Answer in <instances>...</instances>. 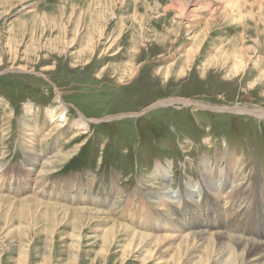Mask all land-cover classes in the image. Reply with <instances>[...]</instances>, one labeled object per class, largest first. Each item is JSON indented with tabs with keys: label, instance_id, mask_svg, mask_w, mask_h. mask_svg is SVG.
Here are the masks:
<instances>
[{
	"label": "rangeland",
	"instance_id": "1",
	"mask_svg": "<svg viewBox=\"0 0 264 264\" xmlns=\"http://www.w3.org/2000/svg\"><path fill=\"white\" fill-rule=\"evenodd\" d=\"M181 3L0 0V264H264V0Z\"/></svg>",
	"mask_w": 264,
	"mask_h": 264
},
{
	"label": "bare ground",
	"instance_id": "2",
	"mask_svg": "<svg viewBox=\"0 0 264 264\" xmlns=\"http://www.w3.org/2000/svg\"><path fill=\"white\" fill-rule=\"evenodd\" d=\"M226 2H235L236 0H224ZM184 0H182V3L180 4V8L179 10L181 11V17H182V14H184V8H183V5H184ZM193 49V48H192ZM194 50V49H193ZM193 50L190 51V54L193 52ZM194 54V53H193ZM190 58V56H188V59ZM187 60V59H186ZM241 62V61H240ZM240 64V63H239ZM245 65V64H244ZM244 65L242 64V66L238 67V66H235V73L242 67L244 68ZM21 70V69H20ZM133 75V74H131ZM181 104L185 105V106H192V107H196V108H200V106L194 104V102H189V101H181L180 102ZM167 104H156L154 105V107H158V106H161V107H165ZM218 111H221V112H224L226 113L227 111H224V110H218ZM228 111H231L233 112V110H228ZM242 112L246 115H250V116H255L257 117L258 119H263L264 118V112H261V111H256V110H252V111H249L247 109H242ZM79 113V112H78ZM81 116V115H80ZM61 121H60V124L63 123L64 121V116H63V112L62 114L59 115ZM82 117V116H81ZM83 118V117H82ZM113 118H116V117H113ZM85 119V118H83ZM62 126V124H61ZM35 131V130H34ZM62 134V133H61ZM26 136V135H25ZM141 146V145H140ZM32 157V156H31ZM47 158V157H46ZM45 158V159H46ZM35 160V159H34ZM31 162V161H30ZM36 162V161H35ZM38 165V164H37ZM31 167L33 168V166L31 165ZM52 167V166H51ZM170 167V166H168ZM172 168V166H171ZM29 171H32L30 169H28ZM164 170V169H163ZM169 170V169H168ZM166 171V170H165ZM171 171V170H170ZM170 174V173H169ZM169 176V175H168ZM239 182V181H238ZM157 184V183H156ZM161 187V186H159ZM157 188V186H156ZM184 188V186H183ZM235 188V187H234ZM234 191V190H233ZM232 191V192H233ZM170 191L168 189H164L163 191V194H168ZM171 193V192H170ZM194 197V196H193ZM165 202L171 206L174 205V203L176 202H180L181 204V199H180V196L179 194H173V195H170V196H165ZM6 198L4 197H0V200H5ZM23 200V199H22ZM188 200H191V199H188ZM187 199L184 200V202L188 201ZM16 200L12 201V202H15ZM24 201V200H23ZM25 201H29L30 203H38L39 201L37 200H34V199H31V198H28L26 199ZM163 203V202H162ZM193 203V202H192ZM178 205V204H177ZM46 206L50 207V208H54V209H58L60 211H63V212H66V213H77V214H87V215H90V216H93V217H98L99 215L100 216H103V214L105 215V213L103 212H97V211H92V210H87V209H78V210H71V209H68V208H65V207H59L58 205H54V204H47ZM143 206V205H141ZM144 207V206H143ZM144 209V208H143ZM140 210V209H139ZM158 210V209H157ZM135 211V210H134ZM141 211V210H140ZM139 211V212H140ZM137 212V211H136ZM162 212V211H161ZM134 216V215H133ZM143 217V216H142ZM101 219V218H100ZM147 219V218H146ZM99 220V219H98ZM141 220V219H140ZM86 221V220H85ZM81 222V221H80ZM90 222V221H89ZM144 224V222H142ZM207 224H210L211 225V222L207 221L206 222ZM112 227H110L109 229H107L105 231V234L103 235V237L101 238L102 239V242H103V246L107 248L108 245H110V243L113 241V239H115L116 237H118L117 235H120V234H123V237L125 235V241H128V245H126V247L130 248L131 247V250L135 247V246H138V245H142V242L144 243L145 241H148L149 244L148 245H152L153 248H157L158 246L166 243V244H170L173 240H171V237L168 238L167 237H158V238H152L150 237L149 235H144L143 234H139V233H136V232H133L131 231L130 229H127L126 226H123V225H118L116 223H112ZM142 225V224H141ZM204 225L205 223H203V228H204ZM180 226V225H179ZM143 227V226H142ZM182 227V226H181ZM137 229V228H136ZM179 229V228H178ZM103 230V229H102ZM205 230V231H204ZM208 229H203V231H197L196 233H190L189 235H185L183 237H178L176 240H180L181 242L177 245L176 248H180V246H185L186 247V251L191 249L192 247L191 244H200V245H203V244H208L209 247H212V246H216L217 248V254L218 252L221 250V255H218L216 257V261L218 264H222V262L220 261L221 258H225V260L223 261V264H236V256H238V254H241V253H244L246 251H250L251 249L255 248L256 246H262V244L260 245V243H254L253 241L251 240H248V239H242V238H237L235 236H232V235H226L224 233H219V232H213L211 234H208L210 236V240H204V235L205 233H207ZM102 232V231H101ZM215 233V234H214ZM102 234V233H101ZM122 236V235H121ZM164 236V235H163ZM174 237V236H173ZM213 238V239H212ZM205 239H208L207 237H205ZM175 240V241H176ZM171 241V242H170ZM112 244V243H111ZM116 245V244H115ZM145 245V244H144ZM111 246V245H110ZM113 246V245H112ZM109 247V246H108ZM103 248V247H102ZM195 248V247H194ZM136 249V248H135ZM220 249V250H219ZM225 249V250H224ZM231 250V252H228V254H225L224 252L227 250ZM224 250V251H223ZM223 252V253H222ZM132 253H135L133 250H132ZM227 255V256H226ZM253 256H257L253 261H256L260 258V255L259 254H255ZM76 261V259H75ZM252 261V262H253Z\"/></svg>",
	"mask_w": 264,
	"mask_h": 264
}]
</instances>
